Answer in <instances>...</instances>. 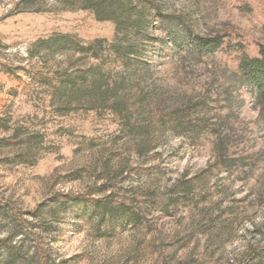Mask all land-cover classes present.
<instances>
[{
  "label": "rangeland",
  "instance_id": "rangeland-1",
  "mask_svg": "<svg viewBox=\"0 0 264 264\" xmlns=\"http://www.w3.org/2000/svg\"><path fill=\"white\" fill-rule=\"evenodd\" d=\"M222 35L256 56L264 0H0V264L258 263L264 119L189 52Z\"/></svg>",
  "mask_w": 264,
  "mask_h": 264
},
{
  "label": "trees",
  "instance_id": "trees-1",
  "mask_svg": "<svg viewBox=\"0 0 264 264\" xmlns=\"http://www.w3.org/2000/svg\"><path fill=\"white\" fill-rule=\"evenodd\" d=\"M136 23L137 24L131 25V30L135 31V33H141L143 26L139 24V21H136ZM225 39L226 35L215 36L212 38L193 37L191 46L192 51L189 52L196 55L198 58L212 57L223 52L230 55H236L237 59L234 76L243 87L250 90L249 94L251 96L252 103L254 107L260 111V115L264 119V45L259 44L257 48V55L251 57L248 56L245 51H243L242 47L238 45L233 48V51H227L226 49L229 48V46L225 42ZM33 78L39 79L41 78V74L37 73L33 76ZM178 112L181 111L174 110L172 117L169 118L172 127L177 126L178 118L174 115ZM227 145V136L221 137L219 139L215 164L212 165V168L217 170L229 169L230 166L228 163L230 162V159L226 157ZM87 197L88 196H78L74 198L73 201H86ZM35 244V254L38 263L48 264L47 254L43 249V244L39 240H35ZM9 246V239L0 240V249L8 248ZM255 254L257 256V264H264V246L260 249H256Z\"/></svg>",
  "mask_w": 264,
  "mask_h": 264
}]
</instances>
